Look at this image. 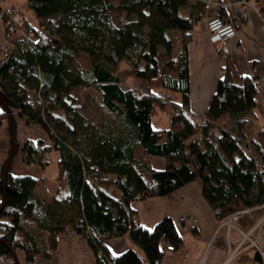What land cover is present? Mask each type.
<instances>
[{
    "label": "trees",
    "instance_id": "obj_1",
    "mask_svg": "<svg viewBox=\"0 0 264 264\" xmlns=\"http://www.w3.org/2000/svg\"><path fill=\"white\" fill-rule=\"evenodd\" d=\"M255 5L264 15V5L258 0ZM23 7L36 19L32 25L19 12L34 36L28 46L16 43L8 59L0 60V125L15 110L26 125L45 132L48 143L23 139V162L43 170L47 153H58L55 196L79 214L69 231L87 243L94 264H162V241L172 250L181 247L169 218L150 229L136 224L133 202L169 196L194 181L200 182L202 199L220 220L264 202V127L257 137L246 133V117L257 103V72L242 75L227 59L202 118L185 111L186 44L205 13L199 0H24ZM111 9L124 18L122 27L110 22ZM52 16L55 22L47 25ZM102 30L105 39H99ZM172 30L180 43L176 53ZM80 54L87 67L74 72L69 62ZM122 60L131 63L126 71L129 86L115 73ZM86 81L99 88L97 104L117 117L123 130L112 134L109 124L93 130L82 120L80 139L86 145L78 147L73 137L80 121L71 91ZM172 94L180 95L179 104ZM166 102L171 121L165 128H153L152 109ZM199 137L204 151L198 147ZM153 156L164 159L162 170L151 168ZM36 183L8 172L4 182L0 177V264H18L16 251L23 252L26 262L39 255L22 228L25 221L45 231L48 249L54 250L63 204L38 200L32 193ZM254 218L252 212L239 223L248 229ZM125 234L134 248L112 254L105 242ZM254 259L260 264L257 254Z\"/></svg>",
    "mask_w": 264,
    "mask_h": 264
},
{
    "label": "crops",
    "instance_id": "obj_2",
    "mask_svg": "<svg viewBox=\"0 0 264 264\" xmlns=\"http://www.w3.org/2000/svg\"><path fill=\"white\" fill-rule=\"evenodd\" d=\"M218 2L223 17L233 18L238 12L239 4L237 0H218ZM1 6L15 8L12 0H3ZM255 7L254 0H248V5L245 8L246 19H234L235 35L225 41L223 51L216 49L207 40L205 19L210 14V11L207 10L200 19L202 20L201 27L192 29L190 40L186 44L189 88L186 102L187 109L185 111L196 119L202 118L209 97L216 87L217 80L223 75V66L227 59L233 63L242 75H246L253 65L256 66L258 74L257 103L251 114L246 117L247 125L249 123L253 124L255 132L249 138L259 136L264 127V15L258 11V7L257 9ZM25 17L30 21L33 14ZM1 43L2 25L0 23V56ZM175 100L179 104L181 102L180 95H175ZM96 101L99 102V100ZM4 121H7L11 130V143H8L7 153L11 147H13L14 153L16 149L21 161V164L18 165L19 171H21L19 173L36 180L37 177L35 178L33 170H40V167L36 164L25 165L23 163L21 142L26 138L29 140L40 139L48 143L45 132L38 125H26L22 117L15 113L3 119L1 125ZM167 126L168 119L166 125L159 128ZM229 126L230 123L227 122L226 128L228 129ZM197 142L199 149L204 151L201 137L198 138ZM150 166L153 170H162L164 159L156 156L150 157ZM30 167L31 169H29ZM10 169L11 166L9 165L7 172ZM10 173L15 175L12 171ZM39 189L40 192L37 191ZM200 190V182L194 181L180 187L169 196L131 204L135 212V222L139 226L150 229L162 218H169L176 228L182 240V245L180 248L173 249L168 253L163 251L162 264H224L227 254L235 247L233 242H228V239L236 238L235 234L231 231L226 233L223 229L217 228L212 210L202 199ZM107 191L114 198L118 195L112 188H107ZM32 193L38 200L51 206L53 203H60L61 200L55 198V195H57L55 192L52 198H48L46 191L38 183H36ZM60 204H63L60 206V213L63 215L64 220L56 219V226L60 230L54 235V250L50 251L48 249L47 233L38 230L32 222L25 221L22 228L32 236L39 250V255L33 257L30 262H26L23 252L16 251L14 256L18 264H94V254L87 243L80 236L71 238L67 236L70 230V222L79 219V214L67 204ZM182 216L194 217L196 219L195 224L182 225L178 223V219ZM239 224L245 227L243 223ZM105 245L114 255L120 254L128 248H134L126 234L108 239ZM44 253L49 254V257H44L42 255ZM227 264L259 263L254 259V252L248 249L242 251Z\"/></svg>",
    "mask_w": 264,
    "mask_h": 264
},
{
    "label": "rangeland",
    "instance_id": "obj_3",
    "mask_svg": "<svg viewBox=\"0 0 264 264\" xmlns=\"http://www.w3.org/2000/svg\"><path fill=\"white\" fill-rule=\"evenodd\" d=\"M23 1L24 0H12L13 6L15 9L20 12L24 16H28L29 14H32V11L26 10L23 7ZM200 1V0H199ZM206 10V9H205ZM108 17L110 22L113 24V26H116L118 28L123 26L124 23V18L122 16H119L116 12V10L111 9L108 11ZM56 16H52L47 25H53V22L56 20ZM30 23L32 25L36 24V19L31 18ZM202 25V20L198 21L197 23L194 24L193 28H200ZM103 31V30H102ZM107 36V33L103 31V35L99 37V39H105ZM172 37H173V52L176 53L180 49V43L179 39L177 36V31L172 30ZM83 54H80L76 58H74L72 61L69 62V67L71 70L74 72H78L79 70L86 69V63L84 60ZM130 62L127 60H122L120 61L116 66H115V73L118 75L120 78V82L123 83L124 85H127V83L130 82V78L126 76V71L130 66ZM129 86V85H127ZM160 94L162 91H159ZM71 94L74 96L76 102V111L79 114L77 120L80 121V123H77L75 126L76 133L73 137V140L76 141L78 147H85L86 141L80 139L82 136V127L83 121H85L87 124L90 125V128L95 130V127H102V126H107L108 124L113 128V133L116 132V134H120L122 132V127L118 123L117 117L114 115H108L105 110H103L98 104L96 100H99V88L96 86H93L90 84L88 81L84 83L82 86H78L75 89L71 91ZM33 99V96H32ZM88 99V100H87ZM171 99H175L174 94L171 95ZM170 104L168 102L164 103L162 107L158 105H154L152 109V117H151V126L153 128H159L160 126L166 125L167 119H168V124L170 123ZM13 114L10 112V115ZM69 118L71 116L69 115ZM83 118V119H82ZM5 122V123H4ZM3 125L0 127V176L4 175L6 171V167L9 168V165L11 166V169L9 170V174L11 176H24L20 174L19 172V167L18 165L21 164L20 157H18V151L11 147L7 153V148H9L8 143H11V130L10 127L7 123V121H4ZM254 125L249 123L246 126V133L247 137L251 136L255 130H254ZM97 134V133H96ZM19 145V143H17ZM11 153V154H10ZM10 154V155H9ZM47 165L44 166L43 170H36L34 169V176L35 178L37 177V183L41 188L46 191V196L48 198H52L54 191H55V175H56V167H55V162L56 159L58 158V153L54 151H49L47 155ZM22 159H23V154H22ZM24 163V162H23ZM31 169V167L29 168ZM13 172L15 175H12L10 172ZM17 172V173H15ZM40 192V189L37 190ZM255 212V220L253 223L256 221H261L264 218V209L261 210H256L252 211ZM251 212V213H252ZM213 215V211H212ZM214 217V215H213ZM217 222V228L218 229H223L226 232V227L222 226L223 221H219V218L214 217ZM223 220V219H222ZM219 221V222H218ZM236 229H229L231 232L235 234V239H228V242L231 243L233 242L235 244L236 241L240 239V233L238 231L241 230H246V227H242L239 223H236L235 225ZM238 229V230H237ZM227 233V232H226ZM74 237V236H72ZM71 238V237H70Z\"/></svg>",
    "mask_w": 264,
    "mask_h": 264
},
{
    "label": "built area",
    "instance_id": "obj_4",
    "mask_svg": "<svg viewBox=\"0 0 264 264\" xmlns=\"http://www.w3.org/2000/svg\"><path fill=\"white\" fill-rule=\"evenodd\" d=\"M0 0V23L2 25V43H1V56L0 60L5 61L8 59L9 55L13 52L16 47V43L22 44L23 46H28L33 40V32L27 30L23 26L22 15L13 7H2ZM264 5V0H258ZM203 8L210 11V14L205 19V31L207 34L208 42L214 46L216 49L223 51V45L226 40L232 38L235 35V24L234 19L243 20L246 19V6L248 5V0H237L239 4L238 12L232 17H223L220 13V4L218 0H200ZM255 2V0H254ZM257 9V6L255 7ZM40 29L44 28V25L39 26ZM257 72L256 66L253 65L249 72L246 74H253ZM39 98V97H38ZM16 113V111H11ZM171 120H169L170 122ZM109 129L112 134L113 128L109 125ZM46 155L43 154V158ZM55 198H58L55 196ZM264 209V202L252 209H247L243 211L235 212L223 220L221 224L226 227V232L229 229H236V223L246 214L252 211ZM214 217L218 218L217 211H213ZM218 221V222H219ZM196 219L192 216H182L178 219V223L182 225H194ZM238 230V229H237ZM240 233V239L235 242V247L227 254L224 264L229 263L235 257H237L244 250H252L254 254H257L260 264H264V218L260 221H256L246 230L238 231ZM69 238L72 236H78L74 231H69ZM81 237V236H80ZM163 251L168 253L172 251V247L165 241L161 242ZM101 251L96 252L97 257H101ZM3 262V257H0V263Z\"/></svg>",
    "mask_w": 264,
    "mask_h": 264
},
{
    "label": "water",
    "instance_id": "obj_5",
    "mask_svg": "<svg viewBox=\"0 0 264 264\" xmlns=\"http://www.w3.org/2000/svg\"><path fill=\"white\" fill-rule=\"evenodd\" d=\"M7 169H8V167H6V171H5L4 175L2 176V181H3V182L5 181V175H6V173H7Z\"/></svg>",
    "mask_w": 264,
    "mask_h": 264
}]
</instances>
